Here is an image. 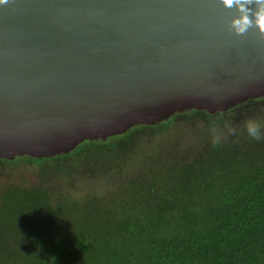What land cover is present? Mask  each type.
Instances as JSON below:
<instances>
[{"label":"water","instance_id":"1","mask_svg":"<svg viewBox=\"0 0 264 264\" xmlns=\"http://www.w3.org/2000/svg\"><path fill=\"white\" fill-rule=\"evenodd\" d=\"M236 15L219 0L0 5V160L263 97L264 40L230 31Z\"/></svg>","mask_w":264,"mask_h":264},{"label":"trees","instance_id":"2","mask_svg":"<svg viewBox=\"0 0 264 264\" xmlns=\"http://www.w3.org/2000/svg\"><path fill=\"white\" fill-rule=\"evenodd\" d=\"M262 102L212 115L184 111L47 159L0 160L52 166L78 155L89 160L93 148L107 167L111 149L135 130L160 132L177 118L229 119L203 126L212 136L197 152L156 154L120 186L79 201L39 185L8 186L0 193V264H264V110L249 112ZM236 112L247 114L233 118ZM249 119L260 124L259 141L245 129Z\"/></svg>","mask_w":264,"mask_h":264},{"label":"rangeland","instance_id":"3","mask_svg":"<svg viewBox=\"0 0 264 264\" xmlns=\"http://www.w3.org/2000/svg\"><path fill=\"white\" fill-rule=\"evenodd\" d=\"M259 109L264 110V102L253 105L249 112L258 113ZM247 112H236L233 118H240ZM262 115L264 117V113ZM225 121L228 122L229 119ZM225 121L177 118V121L167 125L160 132L149 129L135 130L123 144L111 149L112 154L110 153L111 157L107 158V167L104 164L105 160L103 161L104 156L98 155L93 148L86 151L89 160L78 155L71 161L55 162L52 166L19 161L1 163L0 193L11 185L23 188L39 185L54 191L55 195H70L79 201L93 195L96 190L120 186L130 174L146 168L147 161L156 154L163 157L169 151L180 152L187 148H191L190 152H197L198 143L212 136L202 130L203 126L221 124ZM171 159L169 158V162L172 163Z\"/></svg>","mask_w":264,"mask_h":264},{"label":"clouds","instance_id":"4","mask_svg":"<svg viewBox=\"0 0 264 264\" xmlns=\"http://www.w3.org/2000/svg\"><path fill=\"white\" fill-rule=\"evenodd\" d=\"M220 4L227 9H235L237 15L229 21V30L236 35L243 36L249 29L255 28L258 32L259 38L264 40V0H219ZM9 0H0V5H7ZM254 6V8L252 7ZM245 129L248 135L259 141L260 124L254 120L249 119L245 122ZM212 131L217 132L213 127ZM220 143V136L214 135L213 144Z\"/></svg>","mask_w":264,"mask_h":264}]
</instances>
